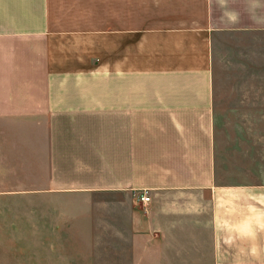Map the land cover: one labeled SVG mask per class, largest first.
<instances>
[{"label":"crops","instance_id":"obj_1","mask_svg":"<svg viewBox=\"0 0 264 264\" xmlns=\"http://www.w3.org/2000/svg\"><path fill=\"white\" fill-rule=\"evenodd\" d=\"M255 37L264 0H0V264H264V169L215 114Z\"/></svg>","mask_w":264,"mask_h":264},{"label":"rangeland","instance_id":"obj_2","mask_svg":"<svg viewBox=\"0 0 264 264\" xmlns=\"http://www.w3.org/2000/svg\"><path fill=\"white\" fill-rule=\"evenodd\" d=\"M227 43L216 63L218 143L227 155L251 145L256 169H264V41Z\"/></svg>","mask_w":264,"mask_h":264},{"label":"built area","instance_id":"obj_3","mask_svg":"<svg viewBox=\"0 0 264 264\" xmlns=\"http://www.w3.org/2000/svg\"><path fill=\"white\" fill-rule=\"evenodd\" d=\"M140 199L144 202H149L151 200L150 194L148 190L143 191L140 195Z\"/></svg>","mask_w":264,"mask_h":264}]
</instances>
